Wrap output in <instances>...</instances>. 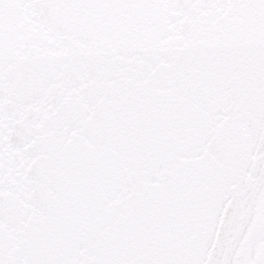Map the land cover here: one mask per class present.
<instances>
[{
	"label": "snow or ice",
	"instance_id": "1",
	"mask_svg": "<svg viewBox=\"0 0 264 264\" xmlns=\"http://www.w3.org/2000/svg\"><path fill=\"white\" fill-rule=\"evenodd\" d=\"M0 264H264V0H0Z\"/></svg>",
	"mask_w": 264,
	"mask_h": 264
}]
</instances>
